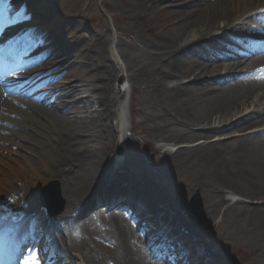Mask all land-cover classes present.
<instances>
[{"label": "bare ground", "instance_id": "1", "mask_svg": "<svg viewBox=\"0 0 264 264\" xmlns=\"http://www.w3.org/2000/svg\"><path fill=\"white\" fill-rule=\"evenodd\" d=\"M47 1L46 13L29 10L26 18L17 16L19 0L8 13L0 8V19L16 23L4 28L5 42L22 41L15 50L0 44V71L10 74L0 81V236L18 229L16 264H25L33 253L38 264H227L220 252L230 246L220 241L229 237L218 235L202 246L199 223L170 212L173 201L167 194L126 171L117 160L120 155L113 160L108 142L115 140L116 128L111 120L122 98L114 83L124 76L129 83H147L151 104L172 103L165 108V126L170 123L181 134L166 137L164 126L150 128V134L162 138L160 149L173 152L182 165L205 170L212 193L207 216L224 207V221L239 225L252 244L264 246V163L256 158L264 150V45L244 52L247 36L264 40V0H120L126 32L135 36L132 47L125 48L121 39L113 45L123 66L109 48L107 27L73 42L76 58L83 59L75 77L85 82L52 89L42 82L53 79L55 66L41 68L33 62L59 46L31 29L43 26L46 32L62 23L59 32L72 38L83 23H65L78 0ZM132 48L145 53L143 64L131 58ZM240 52L246 54L242 61ZM66 58L64 67L75 63ZM24 99L40 103V110ZM223 132L229 134L209 140ZM123 142L124 136L116 146L122 149ZM171 143L182 145L174 150ZM51 181L65 204L54 219L45 217L37 199ZM119 188L127 194L116 193ZM138 200L173 214L179 240L173 241L170 236L177 234L165 231L169 224L157 214L149 216ZM126 210L134 221H128ZM151 241L157 242L153 251Z\"/></svg>", "mask_w": 264, "mask_h": 264}, {"label": "rangeland", "instance_id": "2", "mask_svg": "<svg viewBox=\"0 0 264 264\" xmlns=\"http://www.w3.org/2000/svg\"><path fill=\"white\" fill-rule=\"evenodd\" d=\"M15 2L16 0H4L3 8L6 13L16 4ZM19 2H21L19 4V9L23 8L25 12L35 9L40 14H44L48 11L47 0V3L45 0H19ZM75 9L76 10L70 17L66 19L65 23L70 27L77 22H82L83 26L74 33V37L72 38H64L59 32L62 23L56 24L46 32L41 29L43 26H39L40 30L37 28V31L35 28L31 29V31H35L36 33H40L41 31L39 36L42 37L45 42L55 43L59 46L57 47V51L49 47L44 54L41 53L38 55L36 57L37 60L33 62L34 66L41 68H48L50 65L55 66L50 72L52 75L50 77L53 79L46 82L47 84L42 82L43 86L47 89H52L57 85L73 80L85 82V79H78L75 77L76 66L83 62V59L76 58V53L73 50V42H75L77 38H82L83 41H86L89 37L96 36L99 32H104L108 27L111 30L107 38L108 45L112 50L114 59L120 66H123V61L118 57L119 53L117 54L115 49H113V45L121 39V45H124L125 48L132 47L130 39L135 36L126 32L128 23L124 18L120 0H78ZM10 21L9 24L11 26L16 24L13 22L12 18H10ZM3 34V31L0 32V43L4 41L1 39L3 38L2 36H4ZM124 34L128 37H123ZM21 44L22 41H20V45ZM15 47L16 44L12 42L9 49H15ZM123 51H125V49ZM131 51L133 52L131 58L135 60V63L139 65L143 64L146 58L145 53L135 48H132ZM66 57L74 59V66L64 67L61 60L67 59ZM7 77H9V73L1 70L0 81H3ZM118 77L121 78L120 73ZM40 85L38 84L36 89L39 88ZM146 87V82L139 83L133 81V83H129L125 76L119 82L117 80L114 83L115 91H120L122 98L116 108V119L111 120V123L114 124L116 128L113 133L115 140L108 142L113 160H115L114 152L116 141L124 136L125 145H123L121 163L125 165L126 171L145 178L150 186L167 194L168 200L170 202L173 201L170 203V205H172L170 208L171 210H169L170 212H178L185 219L190 220V222L199 223L201 228L199 231H196V234L202 246L212 239H217L218 235H223L230 238V240L227 241L222 239L220 241L222 244H226L228 247L230 246L226 252H220L227 264H248L251 260L261 258L262 256L263 258L261 261L259 260V264H264V246L258 247L252 244L248 235L241 232L242 230L239 225L232 224L230 220L224 221L222 214L224 207L219 208L214 213H211L210 216H207L206 212L209 207L208 200L211 199L212 193L208 192V180L205 170L193 163L182 165L178 159L175 158L177 156H175L173 152H165L160 149L163 144L162 138H154L150 134V128L164 126L165 128L163 127V129L166 137H175L181 134V132L176 126L170 123H168V126H165V123L168 122L169 119L165 108L171 109L172 103L163 101L162 105L151 104L153 100L151 88L149 89ZM7 95L17 97L9 93ZM6 101L9 105H13L23 111L13 100L6 99ZM22 101L35 107L37 111L40 110V103L27 99ZM34 117L39 121L38 114H34ZM122 127L126 128L127 131L125 133L120 131ZM225 134L227 135L229 133L212 134L209 140L216 139L219 135L225 136ZM195 143L197 142L192 144ZM175 144L176 143H171L174 150L182 145ZM256 158L264 163V150L258 151ZM49 183L56 182L51 181L46 183L43 185L40 192ZM115 192L124 195L127 194V191L121 188L116 189ZM39 195L40 194L37 195L39 207L41 208V212L45 214V217L54 219L60 216H49L41 207ZM209 195L211 196L208 197ZM145 204L152 213L161 215L162 219H171L172 225L178 231V222L173 217V214H170L167 210H158L157 207L147 202H145ZM92 210L93 209L87 211L90 213ZM221 222L223 224L218 227ZM38 247H40V244ZM101 248L103 249V247ZM152 248L154 247L151 244L150 249Z\"/></svg>", "mask_w": 264, "mask_h": 264}, {"label": "water", "instance_id": "3", "mask_svg": "<svg viewBox=\"0 0 264 264\" xmlns=\"http://www.w3.org/2000/svg\"><path fill=\"white\" fill-rule=\"evenodd\" d=\"M40 200L42 207L46 212L55 217L63 211L64 202L59 196V191L55 183H49L40 192Z\"/></svg>", "mask_w": 264, "mask_h": 264}, {"label": "snow or ice", "instance_id": "4", "mask_svg": "<svg viewBox=\"0 0 264 264\" xmlns=\"http://www.w3.org/2000/svg\"><path fill=\"white\" fill-rule=\"evenodd\" d=\"M18 17L26 18L25 17V9L21 8L19 12L17 13ZM11 21H8L6 19H0V32L4 30V28L10 23ZM25 264H38V261L36 260L35 254L33 253L31 255V259L25 261Z\"/></svg>", "mask_w": 264, "mask_h": 264}]
</instances>
